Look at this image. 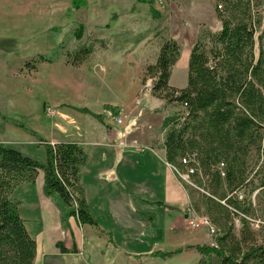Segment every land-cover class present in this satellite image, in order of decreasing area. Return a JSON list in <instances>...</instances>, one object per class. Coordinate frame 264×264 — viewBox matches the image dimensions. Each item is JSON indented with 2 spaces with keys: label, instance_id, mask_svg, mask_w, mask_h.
<instances>
[{
  "label": "trees",
  "instance_id": "1",
  "mask_svg": "<svg viewBox=\"0 0 264 264\" xmlns=\"http://www.w3.org/2000/svg\"><path fill=\"white\" fill-rule=\"evenodd\" d=\"M262 1L216 0L221 5L220 9L215 5L221 26L205 30V40L191 47L185 87L169 85L180 56L173 38L162 43L155 63L145 68L142 77V83L154 78L150 95L179 104L180 112L166 118L165 158L179 176L189 166L194 168L190 178L200 189L203 213L214 227L212 247L195 245L208 258L193 264H214V260L264 264V52L261 47L255 51L256 39L261 38L257 31ZM72 4L78 9L86 1ZM82 33L79 24L76 39ZM90 52L85 45L68 54L73 56L71 63L79 64ZM117 112L111 108V114ZM42 143L45 162L0 141V264H33L36 243L20 216L19 202L10 194L21 183H34L39 173L44 193L56 194L69 216L80 224L97 225L81 187V167L86 161L82 146ZM185 157L190 161L182 163ZM235 226L238 233L233 231ZM152 254L163 258L173 251Z\"/></svg>",
  "mask_w": 264,
  "mask_h": 264
},
{
  "label": "crops",
  "instance_id": "2",
  "mask_svg": "<svg viewBox=\"0 0 264 264\" xmlns=\"http://www.w3.org/2000/svg\"><path fill=\"white\" fill-rule=\"evenodd\" d=\"M135 17L136 14L131 17L132 21ZM120 20L121 18L112 27L108 21L103 24L100 37L91 45L88 44L91 52L83 63L78 64L83 67L84 63H99L103 72H98L93 66L89 70L86 66L81 68L84 70L76 69L71 72L72 65L65 63L70 57L69 54L61 57L55 54V57L49 58L51 55L45 50L26 55L48 56L45 65L52 71L46 70L50 81L48 90L43 95L47 99H41L38 112L45 111L50 117L42 118L36 113V124L20 125L27 127L25 132L28 134L26 137L22 136L20 141V144H24L23 147L18 145L14 148L45 162L42 142L80 144L86 156L81 167V187L88 207L97 221L96 226L80 224L75 216H69L67 206L56 194L47 196L44 193L42 173H39L34 183L19 184L10 194V198L19 202L20 216L35 240L33 264H147L146 261L154 262L151 258L160 260L152 254L163 250L159 244L156 247L157 239L162 242L174 239V235L186 228L187 216L207 217L195 212V203L191 202L186 183L191 182L192 187L197 186L190 176L186 182L165 158L163 143L169 128L166 118L170 117L165 100L147 95L142 97L139 104L135 100L128 107L123 100L114 101L120 92L135 98L145 68L155 63L162 45L157 39H153L150 46L147 45L146 32L152 31L149 26L133 22L125 24ZM193 44L187 47L183 58L182 48L180 49L169 85L185 87L186 82L184 85H175L172 78L180 66L181 70L186 69L187 81V64ZM144 47H147L148 55L142 59L137 70L127 65L121 66V62H137L139 51ZM40 65L36 69L38 76L42 70ZM68 74L79 77L75 81H69V77H66ZM73 94L87 97L88 105L71 103L70 97ZM28 106L26 99L21 100L20 107L27 116L31 115ZM49 106H55L53 114L48 112ZM111 108L123 110L127 114L122 124H115ZM29 144L35 148L34 152ZM187 171L181 174H186ZM16 195L28 198V205H24ZM172 209L180 211L182 220H172L168 216L169 220L166 222L165 216ZM157 210L163 215L162 225L157 230L159 236L153 225ZM151 212L153 215L148 216L147 213ZM182 254L186 260L187 251L183 250L179 255ZM171 258L172 256L167 257L166 260ZM192 263L193 260L183 264Z\"/></svg>",
  "mask_w": 264,
  "mask_h": 264
},
{
  "label": "rangeland",
  "instance_id": "3",
  "mask_svg": "<svg viewBox=\"0 0 264 264\" xmlns=\"http://www.w3.org/2000/svg\"><path fill=\"white\" fill-rule=\"evenodd\" d=\"M72 2L73 0H0V141H6L5 143L13 146V148L14 146L18 147V145L23 147L24 144H20V141L23 139L22 136L26 137V134H28L25 132L27 127L20 125H25V123L26 125L36 124V113L42 118L50 117L48 114L46 115L45 111L38 112L42 103L41 99H47L43 95L48 90V81H50V75L46 73V70L52 71L51 68L48 69L45 65L48 56L43 54L44 59L39 54L27 57L28 53L34 54L35 52L47 50V53L51 55L49 58L55 57V54L60 57L68 53L74 54L81 46L91 45L100 37V28L103 27L105 22L108 21L107 23L112 27L121 18V23L133 22L145 27L149 26L148 28L152 29L151 32H146L148 35L146 41L149 46L153 39H157L161 43L170 38L175 39L180 49L182 48L181 57L183 58L186 49L188 50L187 47H190L196 40H205L202 35L205 30H217L221 26L215 9L216 0H86V5L78 9L73 8ZM107 11H109L108 14ZM258 13L261 14L262 21L257 36L261 35V38L256 39L255 51L257 52L261 47L264 52V0L259 5ZM135 14L136 17L132 21ZM155 14L158 16H155ZM79 24L83 25V33L79 39H76L75 31ZM120 33L123 34V32ZM104 36H106V32ZM122 37L124 36L122 35ZM146 48L144 47L139 51L140 55L137 56V62L134 64L121 62V66L125 67L127 65L133 70H137L142 59L148 55ZM72 58L73 56L69 57L65 62L72 65L71 72L76 69L78 71L84 70L81 68L86 66H88V70L90 66H93V69L103 72L99 63H84L81 67L79 65L83 62L79 65L71 63ZM38 65L42 66L40 76L36 75ZM103 65L105 67V64ZM117 68L121 69L119 65H117ZM59 74L62 75L60 72ZM66 77H69V81H75L79 75L72 76L68 74ZM149 79L153 83L154 78ZM134 82H136V79H134ZM185 82L186 69L181 70L179 66L172 78V83L184 85ZM140 89H142V83ZM138 97L139 92L135 98H133V95L129 96L120 92L115 96L114 101L123 100V103H126L124 105L128 107L131 103L134 104ZM25 99L29 104L28 109L31 113L28 116L23 113V108L20 107L21 100ZM70 99L71 103L88 105V98L81 94L80 96L73 94ZM107 105L110 104L107 103ZM54 107L50 108L55 111ZM166 107L169 108L170 116L180 112L177 103H166ZM108 120L111 121L110 118ZM110 126L112 127V123ZM37 139L40 141V138ZM29 146L31 151L34 152L33 145L29 144ZM38 156L40 157L39 153ZM184 178L185 180L189 179L185 176ZM191 181L193 180L191 179ZM186 182L188 181L186 180ZM186 184L189 188L188 193L191 196V202L195 203V206H193L195 212L200 216L206 215L203 213L204 208L198 197L200 189L197 185V188L192 187L191 182ZM17 197L23 201L24 205H28L29 200L24 195ZM157 211L153 225L159 236L157 230L162 225L163 215L160 210ZM147 215H153V212L147 213ZM168 216L172 220H182L183 218L180 211L176 209H172L166 214V222L169 220ZM236 222L238 221L236 220ZM185 226L184 230L181 229V233L174 235V239L169 236L170 240H163L162 242L157 239L156 241V247L160 245L163 249L162 253L173 251L172 258L167 261V257L162 258L160 254V256H156L160 260L151 258L150 260H154V262L146 261L147 264H176L178 262L183 264L192 260L195 263L201 258L207 259V256L203 257L196 250L195 245L212 247L215 241L213 237L215 233L213 234L208 227L201 224L194 227L188 224H185ZM233 231L238 233V226H235ZM189 245H191L190 248H184ZM176 247L187 251L188 258L186 260H184V253L179 255L183 250L178 253L174 252L177 249ZM167 249L172 250L167 251ZM210 257L214 258L212 255ZM213 263L218 264L216 260Z\"/></svg>",
  "mask_w": 264,
  "mask_h": 264
},
{
  "label": "built area",
  "instance_id": "4",
  "mask_svg": "<svg viewBox=\"0 0 264 264\" xmlns=\"http://www.w3.org/2000/svg\"><path fill=\"white\" fill-rule=\"evenodd\" d=\"M217 9L221 8L220 4H216ZM150 77H148L147 81H145L144 83H142V89L139 90V97L136 98V104H139L141 102V99L143 96H147L151 94V87H152V82L149 79ZM48 112L50 113H54L55 111L51 108H48ZM127 117V114L123 111V110H118L117 114L112 116L113 121L115 122V124L120 125L123 123V121L125 120V118ZM188 161H190V158L185 157L182 159V163H187ZM187 173L186 174H180V176L182 178L187 177L189 178L190 174L194 172V168L193 167H188L187 168ZM185 179V178H184ZM188 180V179H186ZM187 224L191 227H194L196 225H203L205 227H208L210 232H212L214 234V227L211 225L210 220L208 218H206L205 216L203 217H196L194 215L191 216H187Z\"/></svg>",
  "mask_w": 264,
  "mask_h": 264
}]
</instances>
